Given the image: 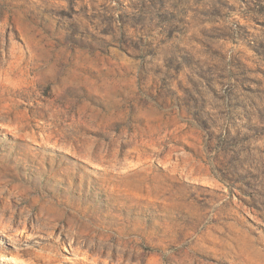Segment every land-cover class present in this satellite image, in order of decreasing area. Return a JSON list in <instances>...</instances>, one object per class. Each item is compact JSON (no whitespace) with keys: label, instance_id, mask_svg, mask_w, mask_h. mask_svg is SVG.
I'll list each match as a JSON object with an SVG mask.
<instances>
[{"label":"rangeland","instance_id":"1","mask_svg":"<svg viewBox=\"0 0 264 264\" xmlns=\"http://www.w3.org/2000/svg\"><path fill=\"white\" fill-rule=\"evenodd\" d=\"M0 264H264V0H0Z\"/></svg>","mask_w":264,"mask_h":264}]
</instances>
